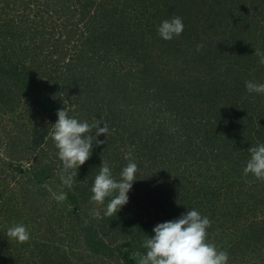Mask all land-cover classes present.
Here are the masks:
<instances>
[{
	"label": "trees",
	"instance_id": "16d2710c",
	"mask_svg": "<svg viewBox=\"0 0 264 264\" xmlns=\"http://www.w3.org/2000/svg\"><path fill=\"white\" fill-rule=\"evenodd\" d=\"M148 1L145 3V0H0V264L35 263L40 258L34 248L37 249L39 256L43 257L41 264H56V260L60 261L59 264H91L85 257L78 258L76 255L66 254V249L72 253L76 249L84 251L79 247L83 244L89 252L103 251L108 257L112 254L115 263L118 258L115 254L119 249L112 245L115 241L109 243L113 235L117 237L111 233L110 227L114 226L112 217L106 216L102 210H93L92 206L87 204L92 195L90 188L94 180L93 172L95 175L97 173L92 168L98 170L102 160L108 164L109 152L96 147L95 143L91 155L96 158L98 165L94 167L88 162L87 166L86 161L79 167L71 187H62L60 184L62 162L57 156L52 138L50 136L46 138L44 135V129L47 130L50 126L47 121L54 123L57 119V110L64 108L65 97L72 105V108L66 109L69 116L76 117L78 113L80 117H85L88 114L86 113L89 111L88 108H81L84 102L80 104L79 95L83 93L82 91L77 89L71 91V97L62 96L60 90L57 93L48 88L52 78L62 77L65 80L69 75L65 73L66 70L72 65L74 67L71 69H74L80 62L81 71L86 73L83 80L87 84L91 82L89 74L97 81L98 77L101 78L106 95L109 93L111 96L112 93L107 91L109 83L118 89V95L122 99L128 101H131L137 89V86H134L135 82L142 86L156 85L153 93H157L160 104H164L163 108L169 112V127H164L159 121L153 122L154 131L151 137L136 145L152 150L151 164L161 162L162 166L155 177L161 182L157 187L158 192L163 193L164 197L154 207L155 211H147V214L153 213L146 217L147 221L163 215L170 218L172 214L185 212L184 207L197 206L198 211L206 210L208 213L211 220L210 230L217 229V225L224 226L225 222L230 221L229 228L241 234L230 244L235 247V252L244 254L245 251L247 253L254 251L257 256L255 264H264V179H257L252 174L245 175L243 167L246 164V155L244 162L240 163L241 157L232 155L227 147L231 140L234 142V138L241 135H251L248 136L251 140L253 135L260 136L259 140L250 143V146L264 143V113L255 117L248 115L254 113L256 99H250L253 93L247 92L245 81L257 79L253 73L254 68L245 65V60L250 61L253 55L251 50H248L250 49L247 44L248 31L238 29L239 40L236 41L233 38L235 34L232 33L234 27L231 30L229 28L233 19L227 17L223 20V17L233 15L234 18L237 17L238 25L236 23L231 25L247 27V21L244 20L246 16L240 17L238 14L245 12V9L238 7L237 14H234L237 5L231 0L222 1L223 3L220 0H162L159 1L161 3L154 5L151 4L152 0ZM34 7H38L35 11L36 19L30 13ZM44 14L57 15L54 17L56 22L60 21L57 23L59 26L57 31L44 30L40 26L45 20ZM211 15H217L220 19L211 22ZM172 16L182 17L184 30L172 40H163L157 34V25L161 20ZM192 17L194 19H191ZM221 21L224 26H221ZM184 36L187 41L189 40L188 46L187 41L184 43ZM198 44L203 45L201 48L203 56L196 50ZM58 47H66V50L71 52V59L65 64L58 63L61 59L58 56L57 63L52 68L57 75L53 77L50 66L45 64L48 61L44 63V57L53 55ZM187 49H190V55L186 54ZM23 51L30 52L29 62L25 60L27 56L19 58ZM261 54H264V50ZM254 61L253 59L252 62ZM140 62L141 66L138 68ZM64 65L65 68L62 69ZM33 66L39 67L37 72ZM131 66L134 73L133 69L132 72L128 71ZM219 66L226 68L219 71ZM262 66L264 65H261V75L264 73ZM45 70H48L49 76L48 80L42 82L39 74H45ZM210 70L214 77L211 75L213 79L210 78L208 82L206 76ZM208 76L210 77L209 74ZM107 78L111 80L107 82ZM23 79H27L36 88L42 86L40 91L43 90L45 94L52 91L46 95L56 98L60 94L57 104L53 105L56 102L53 101L52 105H44L43 99L46 97H42L40 91L29 95L31 101L27 94V90L31 93V86L25 91L28 100L20 102L19 93L25 90ZM212 82L217 84V87L212 88L210 86ZM12 87L19 93L10 96L7 92ZM90 91L92 90L89 88L88 92ZM92 97L96 102L94 95ZM75 105H80V108ZM136 110L137 108L127 110L131 112L128 117L130 121ZM19 112L27 114V118L18 117ZM141 112L143 114L144 110ZM16 113L17 117L14 115ZM45 114L47 118L43 117ZM238 117L245 119L248 124L244 122L240 125L235 124ZM252 117L257 120L254 121ZM129 120L127 125L131 126ZM225 120L229 121L230 129L226 130L225 126L228 123ZM111 125L107 138L104 134L99 136L105 139L107 148L116 134H121L127 128L121 122ZM100 126H103L102 122ZM120 127L123 130H120ZM136 131L134 129L129 133L134 134ZM174 133H177V138L169 140V135L174 136ZM92 134L95 135L94 131ZM233 135L235 137H232ZM240 139L242 138L235 142ZM249 145H246L244 150H247ZM238 147L243 146L240 144ZM186 149L205 151L206 155L212 158L213 167L220 166L222 170L225 164H229V172L220 177L215 176V173L209 174L210 166L207 164V168L202 170L203 163L195 160L191 162L194 177L189 181L190 176L184 171L188 159ZM195 154L196 151L191 156ZM230 156L233 158L229 159ZM163 166H167L166 169ZM112 167L110 163V168ZM180 168H183V171ZM115 169L114 173L119 174L120 167ZM234 169L238 171V176H233ZM240 176L242 179L238 180L237 177ZM244 176L249 178L252 176L250 189L242 184ZM25 182L29 187L24 185ZM186 183H190L189 189L181 191ZM235 186L240 188L231 192ZM52 191L66 192L67 199L58 203L52 198ZM37 195L38 199L42 200L41 203L34 199ZM13 196L15 201L10 204ZM41 206L44 211L50 210L51 219H55L51 221L54 226H56L54 222H57L56 229H53L51 235L57 238L60 236L64 247L54 244V239L49 233L39 237V241H36L37 246L33 236L31 244L17 243L6 236V230L12 223L23 222L28 225L32 216L22 215L25 211L39 212ZM220 206L228 210V213L219 209ZM54 209L57 210L58 216ZM131 210L132 208L130 214ZM251 210L255 211V216L261 212L259 220L255 216L253 220L249 217L248 213ZM91 216L94 218L90 219ZM242 219L248 221L243 222ZM57 228L60 230L59 234ZM249 229L256 230L258 235L250 239V242L249 240L244 242L248 238L244 234L251 231ZM117 230L120 232L121 228L116 226L114 232ZM63 238L68 240L64 241ZM240 239H243V242H240ZM51 245L52 250L43 251ZM100 248L102 250H97ZM240 248L244 250L239 251ZM126 249L132 250L129 247ZM48 256L55 261L49 263ZM132 262L136 264L135 260Z\"/></svg>",
	"mask_w": 264,
	"mask_h": 264
},
{
	"label": "rangeland",
	"instance_id": "374dc122",
	"mask_svg": "<svg viewBox=\"0 0 264 264\" xmlns=\"http://www.w3.org/2000/svg\"><path fill=\"white\" fill-rule=\"evenodd\" d=\"M159 1L162 0H152L151 4L154 5V3H161ZM221 3H223L222 1L225 0H220ZM227 1V0H226ZM231 1H235L237 8L234 9L236 10L234 14H237V9L238 7H244L245 12H238L240 17H244V15L246 16L244 18V20L246 19L247 21V27L242 26L241 28L239 27H235V24L231 25L232 23H238L236 22L237 17H233V15H228L226 17H223V20L227 17L230 18V20H232V22L230 23V30H234L232 33H234L235 35L233 36L234 40L238 41L239 40V36L237 35L239 33V31H248V39L249 42L247 44H249L251 53H253V55H251V59L250 61H246L245 60V65L247 66H251V68H254L253 73L256 74L257 78L256 81L257 82H264V79H262L261 75V65L264 64H260L259 63V56L256 54L255 49L259 51V53H261L264 50V0H231ZM148 0H145V3H148ZM224 5H222L223 7ZM52 8H56V7H52ZM38 9V7H34L33 8V12L31 11V16H33L35 19V11ZM57 15L53 16L51 14L43 15V18L45 19L44 22H42L40 24V26L43 27L44 30H49V29H53V30H58L59 26H58V21L56 22L54 20V17H56ZM211 22H213V20L216 22V20H218V18L220 19L219 16L217 15H211ZM217 16V17H216ZM222 17V16H221ZM191 19H194L193 17ZM60 22V21H59ZM238 25V24H237ZM221 26H224V23H222L221 21ZM228 28V29H229ZM239 29V31H238ZM42 31V30H41ZM51 35V34H50ZM49 35V36H50ZM184 43L187 41L186 37L184 36ZM201 40V37H200ZM203 40V39H202ZM204 41V40H203ZM221 43H223L222 40H220ZM187 46L189 45V40L186 42ZM185 44V45H186ZM246 44V42H245ZM26 44H21V46H24ZM49 50V49H48ZM47 50V51H48ZM57 52H55L53 55H49V56H45L44 57V63L48 61L47 64L48 66H50V70L53 74V77L56 76L57 74L54 73L53 71V66L55 65V63H57L56 58H58V56L61 58L59 59V62H63V64L66 63L67 60L71 59L70 56V51L66 50V47H58ZM188 51L186 52L187 55H190V49H187ZM159 51V50H158ZM203 51L202 49H200V54L203 56ZM21 56H27L25 58L26 61H28L31 56L30 52H25L23 51V53H21L19 55V58H21ZM253 59L255 60L254 62ZM65 61V62H64ZM29 62V61H28ZM27 62V63H28ZM201 63V61H200ZM254 63V64H253ZM141 66V62L139 63V67ZM41 69L43 68V66H40ZM55 67V66H54ZM71 67H74L73 65ZM71 67L66 70L65 73H68L66 75L67 78L64 80V78L62 79V77H60L59 79L56 78H52L51 80V85L48 88H52V91H56L57 93H59L58 91L60 90L62 92V96H71L70 92L71 91H75L76 89L79 91H82L83 93L81 95H79V100H80V104L82 102L83 103V107L81 108H88L89 111L86 112L88 114L85 115V117H80L79 114L77 113L75 116L79 119V120H87L89 123H93L96 121L102 122L107 124L108 129L112 126L111 124H116V123H122L123 125H126V129H122L120 127V130H123L121 134H116L114 140L112 143H110L108 145V148L105 147L106 142H104V138L103 137H99V140L103 141V143L97 145L96 147H100L103 149H105V151L109 152V158L108 160V164L110 166V163L113 165L112 169V173L113 175L118 178L119 174L118 173H114L116 171V167H120V171L122 170L123 167H125L127 165V163L129 162V159L133 160L136 162L137 164V173H136V180L133 181V186L132 189L130 190V192L128 193L129 195V201L126 205H124L122 207V209L112 217L111 220L114 221V226H111V233L113 232V234H115L117 237H112L111 241H109V243L113 242L112 245H114V247L116 249H119L118 252L115 254V256H117V260L115 263V259H113V256L111 254V256L108 257V254L105 252H99V251H92L89 252L84 248V245H80L79 247L82 248L84 251H82L81 249H76V251L74 253H72V251L67 250L66 249V254H69L70 256L76 255L80 257H85V259L87 261H90L91 264H135L132 261H136V264H138V259L139 256L145 252V249L141 247L142 241L144 240L143 236H145V234L147 235H152V229L153 227L159 223V222H164L167 220H173L179 216L181 213H177V214H172L170 215L171 217L169 218L168 216H161V217H157L154 218L153 220H151L150 222L147 221L148 219L146 217H148L149 215L153 214L150 212L147 214V211H155V208L157 206V204H159V201L164 197V194L158 192L159 188L157 187L158 184H160V180H158V177H155L158 175V173H156L157 171H160L162 169V166L160 165L161 162H156L151 164V155L152 150H149L148 148H144V147H139L136 146L138 142H145L146 139H148L149 137H151V135L153 134V124L157 121H159L160 123H162V125L164 127H169V122H170V117H169V112H167L166 108H163L165 105L164 104H160L159 100H158V95L157 93H153V91H155L156 89V85L155 86H150V85H146V86H142L140 83L135 82L134 86H137V89L134 91L133 93V98L131 99V101L128 99H122L120 95H118V89L115 87H113L112 83H109L108 86V90L107 91H111L112 93L111 96L109 95V93L106 95L105 94V88H103V81L101 80V78L98 77V81L96 80V78L94 76H92L91 74H89L91 82H88V84L86 83L84 79V76L86 73H84V71H81V67H82V62H80L79 66L75 67L74 69H71ZM39 68V67H38ZM38 68L36 66H33V69H35V72L38 71ZM65 68L62 67V69ZM222 68H226V67H220L219 66V71L222 70ZM262 68H264V66H262ZM48 69V68H46ZM58 69H60L58 67ZM133 69V73H134V68L131 66L130 69H128V71H131ZM212 70L208 71V74L210 75V77L206 76L207 81L210 82V78L213 79L214 77V73L211 72ZM262 71H264V69H262ZM132 72V71H131ZM45 74H39V79L42 80V82L48 80V70H45L44 72ZM207 73V72H206ZM199 74V73H198ZM60 75V74H59ZM211 75H213V77H211ZM52 76V75H51ZM50 76V77H51ZM83 76V77H82ZM78 77V78H77ZM204 77V76H203ZM77 78V79H76ZM132 78V77H131ZM130 79L127 78V80ZM211 79V80H212ZM262 79V80H261ZM111 79L107 78V82L110 81ZM229 81H231V79L228 78ZM105 81V82H106ZM23 83H24V88L25 90L23 92H17L13 90V87L11 88L10 91H8L7 93L11 96L13 93H19L20 96V102H22L21 100H28L27 97H25V91L31 86V93L30 90H27V94L28 96L32 95V93L38 92L40 91V89L42 88V86L39 87H35L32 83H30L27 79H23ZM83 83V84H82ZM86 83V84H84ZM206 84V83H205ZM210 86L212 88L217 87V84L215 83H210ZM214 86V87H213ZM66 87V88H65ZM65 88V91H64ZM89 88L92 90L90 92ZM134 88V87H133ZM103 90V91H100ZM134 90V89H133ZM52 91L46 92V94L51 93ZM99 92V94H98ZM44 93V94H43ZM132 93V92H131ZM45 92L42 90V92L40 91V95L42 97H46L43 100L45 101L44 105H52L51 103L53 101H56L53 103V105L57 104L58 99L61 97L60 94L57 95L56 98L51 97L49 95H46ZM94 98H96V102L93 101V96ZM7 96V95H5ZM18 96V95H15ZM29 96V98H30ZM113 98V99H112ZM49 99L51 101H49ZM99 99V100H98ZM250 99L255 100L256 99V108L254 110V113L252 114H248L251 115L253 117L257 116L260 113H264V95H259L256 93H253L252 96L250 97ZM30 100L32 101V99L30 98ZM34 100H36V98H34ZM64 103V109L66 111V109L68 108H72V105L69 104V101L67 100V97H65V99L63 100ZM26 103L24 102V105ZM31 106V105H30ZM76 107L80 108V105H75ZM136 112L134 114L133 119L130 121L128 119V117L131 115V112L127 110H133L136 109ZM19 110V109H18ZM144 110V113L142 114L141 111ZM141 112V113H140ZM20 113V112H19ZM15 117H17V113L14 114ZM27 114L24 113H20L18 115V117H26ZM40 116V115H39ZM42 117V116H41ZM43 117L47 118V114H45ZM252 117V118H253ZM27 118V117H26ZM49 119V118H48ZM91 119V120H90ZM249 120H251V118H248ZM128 120L130 121L131 126L127 125L128 124ZM137 120V121H136ZM253 120H257L255 118H253ZM136 121V122H135ZM204 121H206V118L204 119ZM252 121V120H251ZM25 122V121H23ZM154 122V123H153ZM226 123H228L225 127L226 130L229 128L230 129V123L228 120H225ZM242 122H244L245 124H248V122L246 123V120L242 118H237L235 121V124L240 125ZM49 123V127H47L48 129H44V135L46 138H48L50 135H47V132H51L52 130V122H48ZM144 124V125H142ZM178 124V123H177ZM205 124H203V126H205ZM116 126V125H115ZM232 127V131H233ZM128 129V130H127ZM136 129L137 131L134 134H130L129 132ZM176 129V127L174 128ZM95 133V129L93 130ZM110 131V130H109ZM108 131V134H109ZM177 131V130H175ZM113 134V133H112ZM219 134V133H218ZM174 136H170L169 135V140H174L177 138V133L173 134ZM251 135H241V136H236L233 135L232 137H235V141L238 138H242L240 140H238L237 142H241L240 144H242L243 147H238L237 142H233L232 140L230 141V143L228 144V148L230 150V152L232 153V155L235 156H240L241 159L239 160L240 163L244 162V156L246 155V161L250 156V153H248V150H244L246 145H249L250 143L259 140V135H253V140H251L250 137H248ZM221 138V135L219 136ZM224 137V135H223ZM229 137V136H228ZM51 138V136H50ZM137 139H139V141H137ZM251 140V141H250ZM250 141V142H247ZM177 145H179V143H176ZM54 145V144H53ZM93 146H95V141L93 142ZM250 146V145H249ZM54 147V146H53ZM183 151H185L184 149H182ZM187 150V149H186ZM187 155L186 157H188L187 161H186V167H185V173H187V175L190 176L189 181H191V179L194 177V170H193V165H191V162H194L195 160H199L203 163V167H201L202 170L207 168V164L209 167V174L215 173V176H221L224 173H228L229 172V164H225V166L222 168V170H220V166L218 167H213V162H212V158H209V156L206 155L205 151H196V154L194 156H191L192 153H194L193 150L188 149L187 150ZM53 152H51L52 154ZM242 153H243V157H242ZM50 154V153H49ZM155 156L159 157V155H157L156 153H154ZM126 156L128 157V159H126ZM233 157L230 156L229 159H232ZM245 161V162H246ZM90 162L92 165H98V161L96 160L95 157H92V155L89 157V159L87 160V166H89ZM101 164H99L98 166H100ZM85 166V165H84ZM188 166V167H187ZM167 166H163V168L166 169ZM180 167V166H179ZM181 171H183V168H180ZM93 171H96V175L99 172V168L98 170L95 168H92ZM164 170V169H163ZM162 170V171H163ZM91 174V173H90ZM238 171L236 169L233 170V176H238ZM95 173L93 172V176H96ZM252 178V176H250ZM251 178L244 176L243 180H242V184L244 187L247 188H251ZM94 179V178H93ZM238 180L242 179V176L237 177ZM24 182V181H23ZM238 183V182H236ZM55 184V183H53ZM24 185H27V187H29L26 182ZM51 186V185H50ZM222 186H224V183L222 184ZM190 187V183H186L185 188L180 189L181 191H186V189H189ZM242 187V186H241ZM240 187L235 186L234 188L231 189V192H233V190L238 189ZM192 188H190L191 190ZM40 193V192H39ZM39 195V194H38ZM38 195L36 196V198L34 197L35 200L38 201V203L42 202L41 199H38ZM227 195V194H226ZM15 196H13L10 204L13 203V201H15ZM221 198H223V196H221ZM107 200L108 198L105 199V203L104 204H98L95 203L93 201L87 200V204L89 206H92L93 210H102L103 212H105V208H106V204H107ZM32 205V204H31ZM37 205V203H36ZM196 205V204H195ZM41 209H39V212L37 210H35V213L32 212H26L25 216H32L30 222L28 223V228L30 231V240L26 241L29 242V244L32 243L31 237L33 236V240L35 241L37 246V242L39 241V237L43 236V234L49 233V235L51 237H53L51 234L54 232L53 229H56L57 226V222H54L56 226H54L53 223H51V221L54 219H51L50 217V210H46L44 211L42 209V206L40 207ZM132 208V213L130 214V209ZM190 208V207H189ZM195 208L197 209V206H195ZM219 209H221L223 212L228 213V210H224L223 207H218ZM257 208V207H255ZM254 208V209H255ZM253 209V210H254ZM183 210H187V207H184ZM251 210L248 215L249 217H252V220L255 216V211ZM54 212L57 216V210L54 209ZM206 210H201L199 211L201 214H204L208 217V213L205 212ZM34 212V210H33ZM208 212V211H207ZM28 213V214H27ZM128 213V214H126ZM126 214V217L124 218V215ZM155 214V212H154ZM134 216V217H133ZM49 217V219H48ZM256 219L259 220V218L261 217V212L255 216ZM94 218L93 216L90 217V219ZM209 218V217H208ZM86 219H89V217H86ZM123 219V220H122ZM55 220V219H54ZM211 221V220H210ZM243 222H247L248 220H243ZM256 221V220H255ZM146 222V225H145ZM126 223H128L126 226ZM144 223V224H143ZM254 223V221H253ZM211 225V224H210ZM231 222H225L224 226L223 225H217V229L215 230H210V226L207 229V240L211 243H214L218 248L224 249L228 252L229 254V264H255V261L257 260V256L254 253H250V252H246L244 254H241L239 252H235V247L231 246L230 244L232 243V241L234 239H236L239 235V232L235 231V229H230ZM116 226L121 228V231L119 232L118 230L116 232H114L116 230ZM228 226V227H227ZM128 227V228H127ZM115 228V229H114ZM58 230V228H57ZM251 230V229H249ZM142 231V232H141ZM60 233V230H58V234ZM218 236H215V235ZM258 232L254 229H252L251 231H248L246 234H244V236H248L247 239H245L244 242H247L250 239H252L254 236H257ZM54 239V244H59L61 247L63 246V242L60 238V236L57 237H53ZM66 240H68V238H65ZM64 238L63 240L66 241ZM88 240V239H87ZM247 240V241H246ZM45 241V239L43 240ZM243 242V239H240V242ZM51 242V241H50ZM124 242V243H123ZM123 245H120L122 244ZM247 243H245L246 245ZM243 246L244 249L246 246ZM126 247L132 248V250H127ZM34 248V247H32ZM242 248L239 249V251L244 250ZM35 253L37 254V256L40 259H37L35 263H31V264H41L42 263V256H39L37 249H35ZM48 250H52V245L49 247L44 248L43 251H48ZM97 250H102V248L97 249ZM104 250V249H103ZM105 251V250H104ZM89 253L88 255L86 253ZM236 254L238 256H236ZM50 259V260H49ZM61 258H59L60 260ZM48 260L49 263L50 262H54L55 259H52L51 256H48ZM56 264H59L60 261L56 260ZM12 264V263H11Z\"/></svg>",
	"mask_w": 264,
	"mask_h": 264
},
{
	"label": "clouds",
	"instance_id": "9594fccd",
	"mask_svg": "<svg viewBox=\"0 0 264 264\" xmlns=\"http://www.w3.org/2000/svg\"><path fill=\"white\" fill-rule=\"evenodd\" d=\"M184 27L182 17L172 16L160 21L157 34L163 40H172L183 32ZM202 47V44H198L196 50L200 51ZM255 52L259 56V63L264 64V54L256 49ZM245 88L250 94L264 95V82L247 80ZM56 115L57 119L51 124L52 130L47 135L51 136L63 165L60 184L62 187H71L79 167L92 154L93 142L97 145L103 143L98 137L104 134L107 138L109 129L105 123L101 127L99 121L89 123L69 116L64 108L58 109ZM94 129L95 135L92 134ZM247 150L250 156L243 167V173L264 179V143L251 145ZM137 167L136 162L129 159L117 179L107 162L102 160L90 188V200L104 204L108 198L106 216L116 215L128 203V193L136 180ZM51 195L58 203L67 199L64 191H52ZM210 224L206 215H202L196 208L188 207L179 217L157 223L152 229V235L145 234L141 244L145 252L139 256L138 264H229L228 252L207 240ZM6 236L17 243H24L30 239L28 225L14 222L7 228Z\"/></svg>",
	"mask_w": 264,
	"mask_h": 264
}]
</instances>
